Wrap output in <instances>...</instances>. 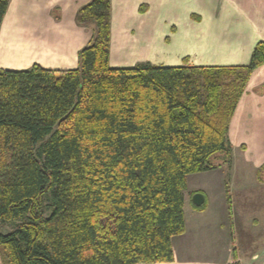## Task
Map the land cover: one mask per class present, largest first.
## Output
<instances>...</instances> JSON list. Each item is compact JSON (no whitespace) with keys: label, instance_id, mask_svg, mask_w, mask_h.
Listing matches in <instances>:
<instances>
[{"label":"trees","instance_id":"trees-1","mask_svg":"<svg viewBox=\"0 0 264 264\" xmlns=\"http://www.w3.org/2000/svg\"><path fill=\"white\" fill-rule=\"evenodd\" d=\"M76 21L95 25L78 67L0 68V264L173 262L187 175L230 161L264 41L243 65L112 67L111 0Z\"/></svg>","mask_w":264,"mask_h":264},{"label":"crops","instance_id":"crops-1","mask_svg":"<svg viewBox=\"0 0 264 264\" xmlns=\"http://www.w3.org/2000/svg\"><path fill=\"white\" fill-rule=\"evenodd\" d=\"M89 1L10 0L0 28V68L26 69L34 63L54 69L78 67V52L95 33L94 24L76 21L78 9ZM260 40L264 41V0H111L112 67L147 62L157 66L243 65L250 62ZM27 59L31 61L26 63ZM229 140L233 150L246 148L244 159L257 179L264 156L260 152L251 155L249 148H264V64L254 71L239 101ZM196 173L219 179V167ZM189 192L188 202L184 194L185 216H192V196L202 189ZM205 197L207 202V193ZM240 220L239 214L232 219L234 232L243 225ZM187 225L184 233L172 239L175 260L156 264H198L190 259L181 263L176 254ZM227 250H233V243Z\"/></svg>","mask_w":264,"mask_h":264},{"label":"rangeland","instance_id":"rangeland-1","mask_svg":"<svg viewBox=\"0 0 264 264\" xmlns=\"http://www.w3.org/2000/svg\"><path fill=\"white\" fill-rule=\"evenodd\" d=\"M29 61L31 59L25 60ZM244 150L245 147H236L230 161L218 166L219 179L217 175H212L216 178L211 180L199 173L187 175L189 189H202L208 200L206 210L197 209L192 203V216L186 213L188 231L179 237L182 241L176 249L179 262L188 263L186 259H190L197 260L198 264H205V261L207 264H264V172L261 179H256L254 168L244 159ZM249 151L251 155L258 156L260 152L264 156L263 147H250ZM189 189L184 192L187 202ZM186 211H189L188 203ZM238 214L243 225L234 232L232 219ZM20 221L3 225L1 231H11ZM185 236H189L186 242ZM232 243L233 250L229 252L227 249Z\"/></svg>","mask_w":264,"mask_h":264},{"label":"water","instance_id":"water-1","mask_svg":"<svg viewBox=\"0 0 264 264\" xmlns=\"http://www.w3.org/2000/svg\"><path fill=\"white\" fill-rule=\"evenodd\" d=\"M206 200L205 194L203 192H196L192 196V201L195 205L201 206Z\"/></svg>","mask_w":264,"mask_h":264}]
</instances>
